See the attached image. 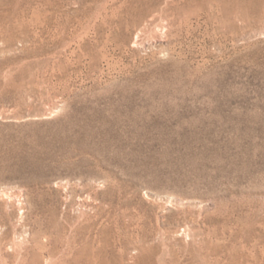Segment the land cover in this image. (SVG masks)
I'll use <instances>...</instances> for the list:
<instances>
[{
	"label": "rangeland",
	"instance_id": "1",
	"mask_svg": "<svg viewBox=\"0 0 264 264\" xmlns=\"http://www.w3.org/2000/svg\"><path fill=\"white\" fill-rule=\"evenodd\" d=\"M0 264H264V0H0Z\"/></svg>",
	"mask_w": 264,
	"mask_h": 264
}]
</instances>
